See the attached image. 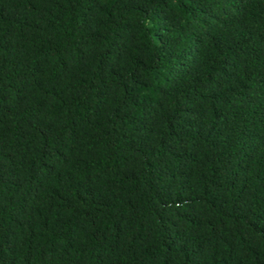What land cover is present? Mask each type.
<instances>
[{
  "label": "trees",
  "instance_id": "1",
  "mask_svg": "<svg viewBox=\"0 0 264 264\" xmlns=\"http://www.w3.org/2000/svg\"><path fill=\"white\" fill-rule=\"evenodd\" d=\"M0 264H264V0H0Z\"/></svg>",
  "mask_w": 264,
  "mask_h": 264
}]
</instances>
